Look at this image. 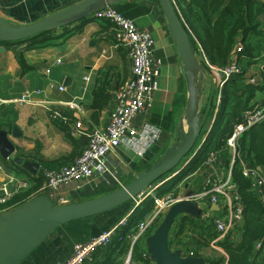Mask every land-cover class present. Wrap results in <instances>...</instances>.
I'll use <instances>...</instances> for the list:
<instances>
[{
	"label": "crops",
	"instance_id": "1",
	"mask_svg": "<svg viewBox=\"0 0 264 264\" xmlns=\"http://www.w3.org/2000/svg\"><path fill=\"white\" fill-rule=\"evenodd\" d=\"M80 1L82 0H0V17L13 25L33 24ZM108 4H112L118 12L132 19L140 29L153 36V53L161 62L157 77L159 87L153 94L151 109L142 112L133 121L134 127L141 130L139 139L136 142L124 143L108 156V166L120 184L109 174H95L79 191L74 190V184L60 187L52 197L50 196L56 204H60L62 197L68 200L71 198V202H80L129 183L155 164L179 141V132L187 129L185 126L189 86L160 5L153 0H111ZM113 32V24L90 20L87 16L81 21L55 30L53 39L43 45L25 49V44H0V131L7 132L8 140L15 147L7 161L0 156L3 164L0 186L7 182L9 176L16 180L26 179L28 187L24 188L23 192L32 194L44 184L41 166L50 167L64 161H72L80 153L86 144L87 136L82 130L74 129L73 124L78 115L74 110L56 104L57 101H78L84 108V115L81 116L84 128L103 125L106 122L115 92L118 86L129 78L131 67L124 48L117 46L113 41ZM17 50L23 51L26 69L21 67L17 59ZM58 59L60 63H57ZM102 85L106 87L108 99L94 119L93 95ZM60 86L63 87L62 90ZM214 90L212 89L211 93L213 114L202 129L203 133H207L201 142L208 135L218 111L217 109L214 115L217 89ZM25 92H29V100L14 101ZM43 101L47 103H41ZM209 107L210 104L207 108ZM207 108L203 112L199 111L201 115H207ZM54 110L61 112L65 120H53L51 112ZM15 156L38 163L37 172L34 174L14 164L12 158ZM175 170L176 168L173 172ZM202 179L203 174L194 175L191 182L185 184L184 191H199L194 185L199 184L198 181ZM125 180L127 181L123 184ZM167 185L170 186L171 182ZM10 186L8 189L12 190ZM133 203L132 200L101 215L60 226L22 264H55L65 260L71 254L74 243L86 241L91 236L111 228L132 211ZM193 208L195 214L181 215L179 222H175L172 228L173 240L170 238L171 233L169 237L171 250H181L178 243L181 237H191L194 239L188 245L196 247L194 242H204L205 239L207 248L215 251L216 255H204V260L217 256L227 258L224 250L217 245L216 236H200L192 230V226L196 229L211 228L207 226L208 223L204 225V222L200 221L206 210V203L195 204ZM218 209L213 208L212 211L216 212ZM180 224H184V231L176 235ZM212 232L215 231L212 229ZM201 237L203 239H200ZM236 239H240V232H237ZM125 249L126 246L120 244L119 247L102 250L95 264H122Z\"/></svg>",
	"mask_w": 264,
	"mask_h": 264
},
{
	"label": "built area",
	"instance_id": "2",
	"mask_svg": "<svg viewBox=\"0 0 264 264\" xmlns=\"http://www.w3.org/2000/svg\"><path fill=\"white\" fill-rule=\"evenodd\" d=\"M172 2L174 3L173 0ZM259 2L262 4L259 30L264 36V0H259ZM88 18L113 24L112 39L127 53L131 63L130 76L118 86L112 108L103 125L84 128L81 119V116L84 115V108L78 101L56 102V104L76 112L78 119L73 124L74 129L82 130L81 132L87 136V140L80 153L72 161L63 162L51 168L41 166L44 184L38 189L36 195L48 193L46 196L50 198L60 187L69 184H74V190L79 191L91 181L95 174L99 176L109 174L117 180L115 173L108 166V156L124 143L136 142L139 139L141 130L134 127L133 121L139 114L151 109L153 94L159 87L157 77L161 62L154 56L152 49L154 40L149 32L140 29L132 19L124 16L113 8L112 4L108 3L96 9ZM242 49L243 46L239 40L235 44L230 60L222 66L210 64L201 49H199V54L196 53L198 59L200 56L199 63L203 74L204 71L207 72L212 79L214 88L217 89L214 115L221 102L222 88L231 77L242 75V81L246 85L257 88L264 83V41L262 49L250 61L247 69L241 64L237 55ZM202 62L206 69L202 67ZM57 63H60L59 59ZM59 88L62 90L63 87ZM29 97V92H25L14 101L24 102L29 100ZM51 118L65 120L62 113L57 110L51 112ZM263 118L264 98L262 102L247 107L241 116L231 123L230 132L224 140V149L230 155L226 169L221 165L222 150L214 149L209 151L206 158L194 171L183 176L178 185H172L171 188L166 187L169 182H174L177 176L184 171L192 158L191 156L181 163L174 172L167 174L133 198L132 211L142 201L148 199L153 202L154 208L144 218L136 224L130 225L128 218L131 211L111 228L91 236L86 241L74 243L69 257L55 264H95L99 259L100 252L112 249L115 246L114 243L126 246L122 264H143L144 262L154 264L146 247V239L153 233L170 207L183 200L191 201L194 205L201 202L206 203V210L200 221H203L204 224L208 223L218 233L216 241L223 238L234 230L243 219V206L239 202L236 185L232 179L231 171L234 166L239 165L242 175L252 180V190L260 193V198L264 203V170L260 166L252 167L246 163L243 160V153L237 147L238 138ZM76 132L73 131V133ZM2 173L3 164L0 161V177ZM199 174H203L199 191H179L183 182L190 183L194 175ZM29 176L32 177L31 174ZM10 185L12 190L8 189ZM27 187L26 179L16 180L9 176L7 182H3L0 186V204L7 202L14 193ZM59 201L60 204L69 202L65 197L60 198ZM212 205H217L218 211L213 212ZM8 210L0 209V215ZM255 248L257 250L261 248L260 241L255 244ZM260 264L264 263L260 262Z\"/></svg>",
	"mask_w": 264,
	"mask_h": 264
},
{
	"label": "trees",
	"instance_id": "3",
	"mask_svg": "<svg viewBox=\"0 0 264 264\" xmlns=\"http://www.w3.org/2000/svg\"><path fill=\"white\" fill-rule=\"evenodd\" d=\"M173 1L175 10L185 25V29L191 39L195 52L199 54V49H201L210 64L216 66L225 65L234 52L236 42L240 40L243 49L239 51L237 55L241 64L247 69L250 65V61L255 58L262 49L264 36L259 30L262 17V4L259 0ZM52 36L53 32H44L23 41H0V44H25V49H30L47 43L53 39ZM16 55L21 67L26 69L23 51L17 50ZM202 67L206 69L204 62H202ZM258 89L259 88L255 86L246 85L242 81V75H235L224 84L221 102L208 135L205 140L201 142L204 135L207 133L206 131L203 133L204 130H202L193 149L182 159L181 163L191 155L192 158L187 163L184 171L177 176V179L172 182L170 186H168L169 188L175 185L183 176L194 171L211 150H222L221 165L224 169L227 168L230 155L228 151L224 149V137L230 132L231 123L234 121L233 119L241 116V113L249 106V101L251 97L254 96V90ZM244 95L249 96L248 98H244ZM93 97L92 108L95 111L93 118L96 119L102 107L107 103L108 94L106 87L104 85L100 86L95 90ZM211 104L210 107L207 108L208 112L205 126L208 124L213 114L214 105L213 103ZM237 147L243 153V160L246 163L252 167L260 166L264 169V120L245 131L238 138ZM51 167L54 166L48 168ZM231 173L233 182L236 185V193L239 197V202L241 206H243V224L241 226L239 223L234 230L216 241L217 245L226 253L227 258L224 256L208 257L207 261H205L209 264L263 263L264 203L260 198V193L252 190V180L242 175L239 165L234 166ZM198 182L199 184L193 185L197 186L200 190L201 181ZM37 191L38 190L34 191L32 194H24L23 189H21L14 193L7 202L0 204V209H14L29 198L34 197ZM153 208L154 205L152 201L148 199L142 201L130 213L128 218L130 225L136 224ZM207 226L212 228L209 224ZM184 228V224H180L176 235H180L184 231ZM202 228L209 230V227ZM237 232H240L239 240L236 239ZM212 233L211 236H213V238L218 236L216 231ZM193 239L194 238L191 240ZM200 239L203 238L201 237ZM203 241L204 242L196 241L194 243L199 247H203L207 245L205 239ZM259 241L261 242V248L257 250L255 244ZM114 244L115 246H120V244ZM115 246L112 248H115ZM143 264L148 263L144 262Z\"/></svg>",
	"mask_w": 264,
	"mask_h": 264
},
{
	"label": "water",
	"instance_id": "4",
	"mask_svg": "<svg viewBox=\"0 0 264 264\" xmlns=\"http://www.w3.org/2000/svg\"><path fill=\"white\" fill-rule=\"evenodd\" d=\"M109 1L111 2V0H82L27 25H13L0 17V41L18 42L44 32L65 28L87 18ZM153 1L160 5L187 78L190 91L186 107L187 129L179 132L181 136L179 141L172 145L155 164L129 183L106 194L80 202H71L70 198L67 204H56L46 195H36L20 206L1 214L0 264H22L60 226L101 215L128 203L177 168L182 159L193 149L207 119L206 113L201 115L198 111L199 98L196 92L204 74L185 25L175 10L172 0ZM197 79L198 83H196ZM14 151L15 147L8 140L7 132L0 131L1 158L7 161ZM12 162L34 174L39 167L38 163L26 161L19 156L12 158ZM193 205L191 201L183 200L171 206L153 233L146 239V247L154 264H209L201 257L186 255L182 249L171 250L169 247L170 233L177 218L185 214H195ZM211 207L218 209L217 205ZM240 224L242 226L243 219Z\"/></svg>",
	"mask_w": 264,
	"mask_h": 264
},
{
	"label": "rangeland",
	"instance_id": "5",
	"mask_svg": "<svg viewBox=\"0 0 264 264\" xmlns=\"http://www.w3.org/2000/svg\"><path fill=\"white\" fill-rule=\"evenodd\" d=\"M263 47V46H262ZM260 52V51H259ZM199 59H200V56H199ZM204 80L201 82L202 85H200V87L197 89V95L199 96V108H198V111H204L206 110L208 104H211L212 103V89L214 90V85H213V82H212V79L211 77L207 74L206 71H204ZM199 80L197 79L196 80V83H198ZM262 89L264 90V83H262V85L259 87L258 90H254V96L251 97L250 99V104H248L249 106H253V104H257V103H260L263 101V98H264V91H262ZM260 90V92H258ZM215 91V90H214ZM257 92V93H256ZM249 95H244V98H248ZM257 100V101H256ZM248 106V107H249ZM202 108V109H201ZM264 118L261 120L263 121ZM259 121V122H261ZM258 122V123H259ZM185 128H187V123H186V126ZM127 180H125L123 182V184L126 182ZM180 183V181H177L175 183L174 186L178 185ZM186 182H183L182 185H181V189L179 190L180 192L184 191V188H185V185ZM125 185V184H124ZM116 187V186H115ZM179 218H177L176 221H178ZM181 219V218H180ZM179 222V221H178ZM177 222V223H178ZM192 230L194 232H196V234L200 235V236H203V234L207 235V237L211 236L212 234V229L209 228V230L207 229H203V228H197L195 226H192ZM211 232V233H210ZM174 236V230H172L171 232V241L173 240V237ZM191 240V237H181V240H179V245H180V248L183 250V252L186 254V255H192V256H197V257H201V258H204L205 259V256L204 255H216L215 251L212 249V248H207V245L206 246H197L194 247L193 245H188V243L190 242ZM139 247V246H138ZM210 249V250H209Z\"/></svg>",
	"mask_w": 264,
	"mask_h": 264
},
{
	"label": "clouds",
	"instance_id": "6",
	"mask_svg": "<svg viewBox=\"0 0 264 264\" xmlns=\"http://www.w3.org/2000/svg\"><path fill=\"white\" fill-rule=\"evenodd\" d=\"M191 156H192V155H191ZM191 156H189L188 158H190ZM188 158H187V159H188ZM187 159H186V160H187ZM186 160H185V161H186ZM185 161H184V162H185ZM179 166H180V164H179ZM179 166H177V167H179ZM170 173H171V172H170ZM132 200H133V199H132ZM132 200H131V201H132Z\"/></svg>",
	"mask_w": 264,
	"mask_h": 264
}]
</instances>
